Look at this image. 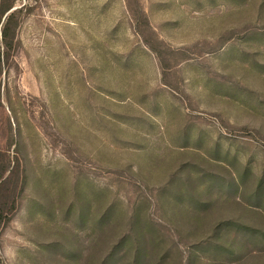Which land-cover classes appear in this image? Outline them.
Listing matches in <instances>:
<instances>
[{
  "label": "rangeland",
  "instance_id": "obj_1",
  "mask_svg": "<svg viewBox=\"0 0 264 264\" xmlns=\"http://www.w3.org/2000/svg\"><path fill=\"white\" fill-rule=\"evenodd\" d=\"M16 8L2 264H264V0Z\"/></svg>",
  "mask_w": 264,
  "mask_h": 264
},
{
  "label": "trees",
  "instance_id": "obj_2",
  "mask_svg": "<svg viewBox=\"0 0 264 264\" xmlns=\"http://www.w3.org/2000/svg\"><path fill=\"white\" fill-rule=\"evenodd\" d=\"M17 0H0V108L3 107V100L7 90V76L12 70L18 55L22 51V42L19 38L22 25L23 8H16ZM17 69H18V65ZM12 126L9 132L12 133ZM10 164L4 163L0 166V182L20 177L19 163L13 171L9 173ZM0 264H2L0 259Z\"/></svg>",
  "mask_w": 264,
  "mask_h": 264
}]
</instances>
